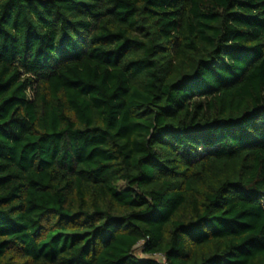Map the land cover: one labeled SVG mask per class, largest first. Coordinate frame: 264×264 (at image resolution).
<instances>
[{"label": "trees", "instance_id": "16d2710c", "mask_svg": "<svg viewBox=\"0 0 264 264\" xmlns=\"http://www.w3.org/2000/svg\"><path fill=\"white\" fill-rule=\"evenodd\" d=\"M0 264H264V0H0Z\"/></svg>", "mask_w": 264, "mask_h": 264}]
</instances>
